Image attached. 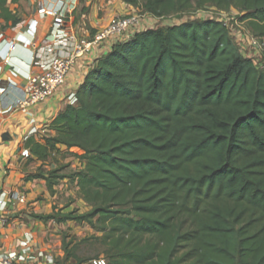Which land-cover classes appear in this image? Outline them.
Wrapping results in <instances>:
<instances>
[{
  "label": "trees",
  "instance_id": "trees-1",
  "mask_svg": "<svg viewBox=\"0 0 264 264\" xmlns=\"http://www.w3.org/2000/svg\"><path fill=\"white\" fill-rule=\"evenodd\" d=\"M0 0V20L20 19ZM137 4L139 0H125ZM238 11L264 38V0H142L167 18L204 7ZM233 27V23H230ZM242 32L240 29H238ZM241 54L230 25L192 20L145 29L101 55L77 93L25 148L52 195L75 182L89 210L32 215L88 225L107 264H264V60ZM60 147L82 169L63 173ZM61 240L65 260H81Z\"/></svg>",
  "mask_w": 264,
  "mask_h": 264
},
{
  "label": "crops",
  "instance_id": "crops-1",
  "mask_svg": "<svg viewBox=\"0 0 264 264\" xmlns=\"http://www.w3.org/2000/svg\"><path fill=\"white\" fill-rule=\"evenodd\" d=\"M41 2L42 0H23L15 4L8 3L10 10L21 21L12 27L0 20V75L9 73L13 68L18 74L14 80L19 88L25 84L22 73L27 70L26 65L31 55L49 45L54 38L51 33L53 19L41 17ZM117 2L116 0L76 1L73 3V11L68 13L64 21V29L75 37H87L89 31L93 33L94 30L102 29L111 18L123 11L118 8L119 2ZM127 5L135 6V4ZM146 19L148 24L153 23V17L146 15ZM32 21H35V27L34 30L33 28L29 30ZM10 44L15 45V48L9 55V64L6 65L1 59V52L7 51ZM106 52H110V49ZM101 55L93 52L78 59L58 92L45 103L30 109L32 117L23 114L19 109L5 110L0 113V195L9 196L15 191L22 192L24 195L23 202L9 203L10 224L0 230V253L15 250L17 243L25 234H31L34 237L35 249L54 252L52 246L45 243L44 233L38 231L41 229L44 231L47 223L36 220L26 222L24 219L30 207L35 208L32 201L36 197V188L40 187L38 184L44 183L42 180L25 181L26 177L34 174L32 172L34 166L37 167L39 164L25 148V142L33 138L43 143L44 138L53 135L49 125L68 105H77L76 95ZM47 57L48 55H41V61L46 62ZM18 96L19 92L13 90L5 104L7 106L12 104ZM33 130L35 132L31 134ZM37 209L34 211L38 212ZM26 264L39 263L33 261Z\"/></svg>",
  "mask_w": 264,
  "mask_h": 264
},
{
  "label": "built area",
  "instance_id": "built-area-1",
  "mask_svg": "<svg viewBox=\"0 0 264 264\" xmlns=\"http://www.w3.org/2000/svg\"><path fill=\"white\" fill-rule=\"evenodd\" d=\"M76 1L78 0H42L40 15L53 19L51 32L54 37L53 41L31 55L26 65L27 70L22 73V79L25 81L23 87L19 88L15 82L14 78L18 74L13 68L9 73L0 75V113L5 110L19 109L23 114L32 117L30 109L45 103L58 92L78 59L93 52L103 55L113 45L127 42L134 34L147 29L145 20L137 14H129L112 18L105 27L96 31L91 37H75L64 29V21L68 13L73 11V3ZM217 13L222 14V12ZM204 19H212V17L209 14ZM216 19L228 24L222 17ZM34 27L35 21H32L29 30L31 28L34 30ZM238 28L241 30L239 26ZM230 32L241 54L258 65L255 61L257 58L251 53L245 54V51L250 50L255 55L264 54V38L246 36L238 29L232 33L230 28ZM14 48L15 45L10 44L7 51L1 52L4 64H9V55ZM41 55H48V60L42 62ZM13 90H17L19 96L7 106L5 103ZM34 132L33 130L31 134ZM23 199L24 195L19 191L9 196L0 195V230L10 224L9 203L23 202ZM33 261L39 264H54L55 257L49 251L35 249L34 237L31 234H25L23 239L17 243L15 250L0 253V264H26ZM90 264H107V262L103 258H96L91 260Z\"/></svg>",
  "mask_w": 264,
  "mask_h": 264
},
{
  "label": "rangeland",
  "instance_id": "rangeland-1",
  "mask_svg": "<svg viewBox=\"0 0 264 264\" xmlns=\"http://www.w3.org/2000/svg\"><path fill=\"white\" fill-rule=\"evenodd\" d=\"M116 2L119 4L118 8L123 11L114 17L137 14L141 17L142 20H145V22H147V14L143 10L142 0H139V2L134 7H132L131 5L128 6L127 4L129 3H127L125 0H116ZM217 12L218 11L213 10V8H209L208 6L199 10L192 9L167 18H154L153 23H151L150 21V25L147 22L145 28L153 29L157 27H169L173 25H179L187 21L203 20L207 15L210 14L212 19L222 17L225 21H227V23H229L230 25V28L232 29V33H234V31L236 32V29H239V26L246 36H252L246 24L239 22L240 15L238 11L231 9L225 12L219 11L222 12V14ZM109 21L105 24V26L109 23ZM231 22L234 25L233 27L230 24ZM96 31L94 30L93 33L89 31V35L87 36V38L94 35ZM249 53L257 58L255 61L258 62L259 67H261V63L264 60V54L260 53L259 55H255L250 50L245 51V54ZM60 151L61 155L58 157V161L62 166H66V168L63 170V173H72L82 169L83 165L80 159V156L82 155L81 151H79L78 149L67 150L64 147H60ZM37 165V167L34 166V169L32 170L33 173L36 172L37 168L40 166V163ZM53 168H55V165L41 167L42 171ZM38 186L40 187L36 188V197L32 201V203L35 204V208H33L34 206L30 207V211L24 218L26 222L34 221L32 215L51 213L53 207H55L56 210H61L62 213L76 211L78 214H82L89 210L88 205L81 199L75 182H72L68 179L60 181L59 184L54 187V193L52 195H50V193L47 191L44 183H39ZM36 208H38V212L34 211V209ZM38 231H42L44 233V235L46 236L45 243L50 244L52 246V250L54 249L53 251L56 252H53L54 257L56 256L54 264H76L75 260L73 259L65 260L61 244V240L63 237L65 238L64 241L67 244V249L69 251L74 249L76 256L81 260L80 264H90V261L96 258H103L104 260H106V262L108 261V259L104 255V246L100 242L92 238L98 237L99 234H96L86 224H77L74 222L56 224L53 222H49L46 224V228L44 231L42 229Z\"/></svg>",
  "mask_w": 264,
  "mask_h": 264
}]
</instances>
